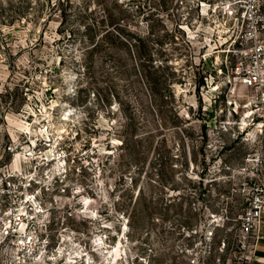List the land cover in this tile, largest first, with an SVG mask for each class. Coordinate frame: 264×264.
<instances>
[{
    "label": "rangeland",
    "instance_id": "1",
    "mask_svg": "<svg viewBox=\"0 0 264 264\" xmlns=\"http://www.w3.org/2000/svg\"><path fill=\"white\" fill-rule=\"evenodd\" d=\"M105 1L106 12L95 0H0L13 128L35 114L48 129L44 155L62 154L43 171L74 159L65 184L46 193L47 255L53 264H240V218L258 181L246 159L264 152L251 94L232 72L244 55L233 53L242 0L135 1L126 23L150 37L146 67L134 39L103 36L100 20L118 14Z\"/></svg>",
    "mask_w": 264,
    "mask_h": 264
},
{
    "label": "built area",
    "instance_id": "2",
    "mask_svg": "<svg viewBox=\"0 0 264 264\" xmlns=\"http://www.w3.org/2000/svg\"><path fill=\"white\" fill-rule=\"evenodd\" d=\"M239 11L243 26L233 53L244 55L232 72L250 92L251 120L259 121L260 133L264 134V0H242ZM4 91L0 84V264H53V258L47 255L53 248V226H42L45 197L54 184H65L75 169L71 163L74 159H65L61 169L54 164L43 171L42 165L50 166L55 155L62 153L53 152L50 158L44 155L52 140L35 114H27L19 127L13 128L17 118L3 103ZM61 157H66L65 152ZM246 163L254 165L258 181L240 218V264L255 261L264 216V152L249 155Z\"/></svg>",
    "mask_w": 264,
    "mask_h": 264
},
{
    "label": "trees",
    "instance_id": "3",
    "mask_svg": "<svg viewBox=\"0 0 264 264\" xmlns=\"http://www.w3.org/2000/svg\"><path fill=\"white\" fill-rule=\"evenodd\" d=\"M97 4L104 8L105 12L107 8L105 7V0H95ZM135 1H140L141 5H143V0H115L113 3L117 8V15L113 16L112 14H108L106 18L104 17L100 20L99 24L101 25V29H106L104 37L111 36L113 32H117L121 38H123L124 45L130 44V41L134 39L135 43V53L141 60V65L143 67L153 65V58L150 52V47L148 42L150 40L149 36H146L141 33H133L131 32L130 24L126 23L128 21V15L131 7L134 5ZM139 14H145V7L139 6ZM150 34V32H149ZM101 39L102 37L94 43V48L101 47ZM187 44V42H185Z\"/></svg>",
    "mask_w": 264,
    "mask_h": 264
},
{
    "label": "crops",
    "instance_id": "4",
    "mask_svg": "<svg viewBox=\"0 0 264 264\" xmlns=\"http://www.w3.org/2000/svg\"><path fill=\"white\" fill-rule=\"evenodd\" d=\"M259 233L262 236L255 252V261L252 264H264V216L262 218Z\"/></svg>",
    "mask_w": 264,
    "mask_h": 264
}]
</instances>
